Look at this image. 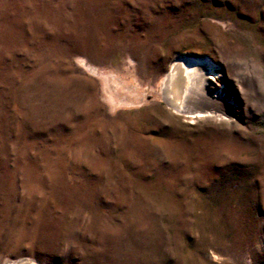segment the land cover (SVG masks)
Masks as SVG:
<instances>
[{
  "label": "rangeland",
  "instance_id": "1",
  "mask_svg": "<svg viewBox=\"0 0 264 264\" xmlns=\"http://www.w3.org/2000/svg\"><path fill=\"white\" fill-rule=\"evenodd\" d=\"M0 264H264V0H0Z\"/></svg>",
  "mask_w": 264,
  "mask_h": 264
},
{
  "label": "bare ground",
  "instance_id": "2",
  "mask_svg": "<svg viewBox=\"0 0 264 264\" xmlns=\"http://www.w3.org/2000/svg\"><path fill=\"white\" fill-rule=\"evenodd\" d=\"M201 69L207 70V72L203 73ZM214 71L215 68L207 60L186 57L179 59V63L175 64L168 74L165 85V97L171 107L176 111L187 113V115L191 117H200L204 114L201 111L192 109L189 105L192 96L198 95L201 99H209L208 101L210 103H219L225 94L221 97L219 95H221L222 92L220 93V91H217L220 101L215 100L214 97L212 98V96H210L205 87L208 79L211 81H219L213 74ZM203 74H205V76H203ZM208 74L212 75L209 76ZM214 85L215 84L212 86ZM225 107L228 108L226 104Z\"/></svg>",
  "mask_w": 264,
  "mask_h": 264
}]
</instances>
